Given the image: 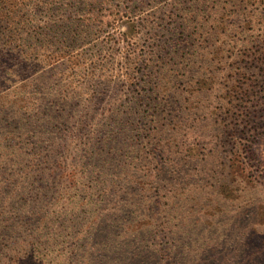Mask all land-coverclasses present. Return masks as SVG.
<instances>
[{
  "label": "rangeland",
  "instance_id": "374dc122",
  "mask_svg": "<svg viewBox=\"0 0 264 264\" xmlns=\"http://www.w3.org/2000/svg\"><path fill=\"white\" fill-rule=\"evenodd\" d=\"M0 5V264H264V0ZM89 138L90 175L40 178Z\"/></svg>",
  "mask_w": 264,
  "mask_h": 264
},
{
  "label": "trees",
  "instance_id": "16d2710c",
  "mask_svg": "<svg viewBox=\"0 0 264 264\" xmlns=\"http://www.w3.org/2000/svg\"><path fill=\"white\" fill-rule=\"evenodd\" d=\"M17 1H19L21 4L27 5L31 0H0V4H3V6H2L3 8H1V10L8 11L9 8L12 6L13 2H17ZM92 1L98 2L99 0H92ZM0 7H1V5H0ZM4 14L7 16L6 13H4ZM0 19H1V17H0ZM36 35H38V34H36ZM2 56H3V58L1 60V63L3 64V63H5V56L4 55H2ZM64 91L66 93L69 91V89L65 88ZM106 91L107 90L105 88H103V90H102V92H100V94H104ZM91 96H92V94L90 95V97ZM101 101H102V99L99 101L89 100V103H92L93 109H94L96 106H98L100 104ZM136 101H137V99H136ZM122 108H125V109L121 110L120 107H116V106H113L110 104L107 111L109 113L112 111H114V113L117 112V115H119V116L115 117L117 120V118L120 117V114L123 113V111H125L127 107H122ZM73 131L74 130H71L70 133H71V135H74V138H75V135H77V131H74V133H73ZM78 139H80V137ZM104 140H108V141L103 143ZM104 140L101 142L100 147H99V151L101 152V154L96 155L97 157L102 158V169H104V166L106 163V158H107V157H105L106 154L108 155L109 153H111L113 151V149H112L113 145L110 144V142H109V140H112V139L111 138H104ZM75 149H76V151H74V154L72 155V157H74V158H72V159H70V157H71L70 147H67V148L54 147L53 149L48 151L46 154H44L45 157H43V161L41 162L42 166H40L39 168L37 167V171H38L40 178L46 179L49 182H53V184H54V182H59V184L62 185V184H69V183L77 184L78 176L82 177V176L90 175L92 169H94V167H95V166H93L92 163L89 162L90 159L92 158L95 150H96V148L94 147V143H91V140L89 138V140H87L86 142L78 143L77 148H75ZM119 150H120V147L116 146V151H113L114 154H116V158H117V156H120L123 154L122 149H121V151H119ZM140 178H145V175H140V177L139 176L135 177L132 181L134 183V185H136L138 183V185H139L138 190H143L142 189L143 185H144L145 189H148L147 188L148 186L145 184V181H141V183H143V184L140 185ZM159 181L167 182V180L165 178H162ZM147 183H153V181L147 182ZM167 183H170V182H167ZM68 188L75 189L73 187L66 186L65 190ZM78 190L79 189H77V192H78ZM84 191L87 192L88 190L85 189ZM154 192L160 198H164V199L169 198L170 199V197H171L170 193L172 192V187L169 186L168 189H166V186L164 184L160 183L158 185H155V191ZM76 194H78V193H76ZM84 199H86V201H83L82 204L79 206V208L78 207L76 208L77 211L84 209V205H86V204H88L89 209L93 210L94 207H93L90 199H88L87 197ZM87 201H88V203H87ZM148 201H149V203H151L152 198H149ZM165 204H167V201L161 202L162 206H164ZM81 212L82 211H80V213ZM95 212H97L96 209H95ZM169 212H170V210L165 212V214L168 215ZM99 217H100L99 214H97L96 219ZM94 224H95V221L92 220L90 222V225L87 226L86 231H85V234H87V235L84 236L85 240L87 239L88 234L92 235V232L96 229ZM112 225H114V224H109V225L106 224V227L111 228ZM158 226H161V228H160V230H158V232L164 231L165 236H167L168 233H170L167 224L159 223ZM107 228L102 230L100 233L103 234L104 240H102V243L105 242V246L108 248L107 252L110 255L109 256L110 260H111V257L116 258V256H124L122 253H119L118 250H116V247L119 245V243H116V245H114V244H112V242H110V240H109L110 234L108 233ZM125 229H126V231H125ZM131 229L132 228L128 226V227L124 228L125 232H123V234L121 231H119L118 234L119 235L122 234V236H125V238L127 237L129 239H130V237L133 236L132 234H134L135 237L133 238V240H137V238H139L140 232H133ZM163 249H165L164 251L169 252L166 256L167 258L170 257L171 252L173 254L175 253L176 258L172 259L174 261L179 260L178 256L182 258V256H183L182 252H184L183 249H178V248L175 249V248L170 247V246H167L166 248H163ZM85 254H86V252H85ZM160 255H164V252L163 251L160 252ZM82 259H84V258H82ZM172 260H169V262L167 264H171L170 262ZM162 262H164V261L162 260ZM126 264H128V263H126Z\"/></svg>",
  "mask_w": 264,
  "mask_h": 264
}]
</instances>
